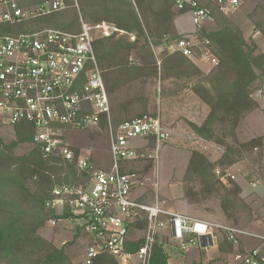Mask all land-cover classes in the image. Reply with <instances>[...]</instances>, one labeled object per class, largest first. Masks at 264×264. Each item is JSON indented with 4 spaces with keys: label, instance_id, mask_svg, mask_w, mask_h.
<instances>
[{
    "label": "built area",
    "instance_id": "obj_1",
    "mask_svg": "<svg viewBox=\"0 0 264 264\" xmlns=\"http://www.w3.org/2000/svg\"><path fill=\"white\" fill-rule=\"evenodd\" d=\"M216 2L227 15L239 5V0ZM67 7V0H43L32 5L29 0H0V125L13 131L18 123H31L33 131L26 143L39 146L46 156L76 159L79 169L89 174L85 184L55 187L46 202L50 210L58 213L68 210L70 216L65 220L76 222L87 236L82 264H91L105 253L115 256L120 264L134 260L137 264H151L156 243L186 256L184 261H174V255L167 252L169 264H264V233L170 211L160 203L150 205L133 197L132 189L144 185L148 178L137 172H122L123 161L148 159L156 163L161 145L181 141L195 144L198 150L209 152L211 158L221 148L180 123L167 124L158 115L144 114L113 126L94 41L98 36L123 33L122 29L106 20L89 23L81 18L79 32L55 27L14 34L2 30L6 24H23ZM173 8L176 12L187 10L197 30L211 19L210 10L197 0H174ZM169 48L170 52L179 51L213 67L219 63L212 42L199 31ZM89 64L93 67L88 68ZM81 75L87 80L79 89ZM252 97L264 104V85L255 88ZM103 117L110 133V170L95 168L90 154H77L66 135L77 130H98ZM137 137L146 140L144 146L130 145ZM151 137L156 139L154 148L147 146ZM216 173L222 179L233 177L227 167L218 166ZM252 185L264 187V179ZM143 220L147 225L141 230L142 244L132 252L128 245L139 240L133 234L140 230L133 224ZM59 221L51 219L48 223L55 227ZM245 237L255 240L256 245L242 248Z\"/></svg>",
    "mask_w": 264,
    "mask_h": 264
},
{
    "label": "trees",
    "instance_id": "obj_2",
    "mask_svg": "<svg viewBox=\"0 0 264 264\" xmlns=\"http://www.w3.org/2000/svg\"><path fill=\"white\" fill-rule=\"evenodd\" d=\"M43 0H29L35 4ZM210 8L213 26L202 29L215 49L218 65L206 73L194 59L179 51L166 52L159 61L155 48L167 39L183 38L175 28V19L185 14L174 10V0H67L68 7L62 11L31 19L23 24L2 27L5 33L55 27L79 32L80 18L89 23L103 20L115 24L123 33L98 36L94 41L97 66L101 71L105 88L111 99V119L114 126L122 121L142 116L143 111L127 118L137 95L122 101L116 94L124 87L136 83L157 80L170 81L164 96L177 95L184 88L193 91L209 107V113L200 124L184 119V126L209 142L219 146L221 153L215 160L210 154L191 149L189 163L183 178V196L190 204L218 201L226 219L238 225L242 212L251 211L242 198L243 188L232 177L222 179L216 168L231 167L241 161L259 164L264 155V135L246 142L237 137L241 118L258 107L252 97L255 84L264 82V52H257L253 38H245L241 24L221 10L214 0H197ZM242 5L253 0H240ZM77 3L78 8L75 5ZM264 2L257 3L247 17L264 37ZM133 37V38H132ZM134 56V58H133ZM93 67L92 64L88 68ZM81 75L79 89L86 82ZM102 118L100 127H106ZM1 129V126H0ZM33 126L29 122L14 126L15 138L5 141L0 132V264H82L76 263L66 251V244L57 247L40 234L51 219H66L68 210L58 213L46 206L52 191L57 186L80 185L89 181V174L79 169L77 160L66 161L46 156L39 146L19 154L18 148L30 141ZM156 139L151 137L149 148H154ZM78 154L79 150L75 149ZM121 164L122 172L127 171ZM151 162V160L149 161ZM149 166L147 167V169ZM146 169V170H147ZM139 201H143L140 198ZM146 220L134 223L133 227L144 229ZM142 239L128 245L134 252ZM222 244V242H221ZM168 253L162 244L153 248L151 264H169ZM91 264H120L108 253L94 258Z\"/></svg>",
    "mask_w": 264,
    "mask_h": 264
},
{
    "label": "rangeland",
    "instance_id": "obj_3",
    "mask_svg": "<svg viewBox=\"0 0 264 264\" xmlns=\"http://www.w3.org/2000/svg\"><path fill=\"white\" fill-rule=\"evenodd\" d=\"M214 1L217 4L216 0ZM258 2L263 3L264 0H253L244 5H242V2L239 0V5L231 11L229 16H232V18L241 25L246 22L244 25L246 26V36L255 40L258 46L257 52H264V37L255 29L253 23L247 17V13L253 7L257 6ZM74 6L78 8V5ZM208 9L210 8L208 7ZM260 16L264 19L263 13H261ZM175 25H177L178 28L176 26L175 28H177L176 30L178 31H189L192 28L196 29L195 32L180 33L182 37L194 34L197 31H199V34L202 36V29L204 27H212L213 20H208L207 23L197 30L191 14L187 12L176 17ZM176 41L167 39L162 45L155 48L159 61L166 52L171 51L169 45ZM199 61L201 63L197 64L206 73L211 72L215 68L207 61ZM173 87L175 86L170 81L161 83L157 80H151L122 88L116 94L122 101L126 102L137 95H141V98H143L137 102H133L132 108L129 110V116L122 120L133 118L136 112L143 111L145 108L144 114L158 115L167 124L180 123L184 126V119L199 124L202 123L206 116L205 110H209L208 105L188 88H184L177 95L165 97L164 94L168 93L169 88ZM110 103L112 106L111 99ZM0 126L1 135L5 141L9 142L15 138V133L10 127ZM254 126H256V129L259 131L260 125L257 123ZM66 135H68V138L74 145V149H78L79 152L84 155L90 154L92 164L95 168L106 170L112 168L113 158L110 152V133L107 127L93 131L77 130L67 132ZM145 143L146 140L144 138L137 137L131 140L130 145L133 147H142ZM32 147L30 143H24L18 148L17 152L22 154ZM195 147V144L185 141H181L175 145L167 143L161 145L157 154L158 162L156 163L153 161L149 162L150 160L148 159L129 161L125 165L127 171L134 170V172L143 174L144 177L147 176L148 178L144 185H138L132 189V195L139 200L143 198L142 202L146 204L152 205L160 203L170 211L188 214L196 218L217 223L230 224V221L226 219L218 201L211 200L202 204H190L184 199L183 178L189 163L191 149ZM206 153L209 154V152ZM220 153L221 151L212 158L210 155V158L215 160L219 157ZM241 162L246 165V168L240 173L252 189L248 194H245L243 189L242 198L245 203L250 206L251 211L242 212L239 224L236 226L247 229V226H249L251 222L258 220L261 224L260 226L264 228V187L260 185L254 187L252 185L255 180L264 179V155L260 165L252 164L248 161ZM148 166L149 168L147 169ZM240 183L248 187L247 183L242 181ZM141 230L142 229L137 230V232L133 234L134 238H142L143 231ZM133 232H135V230H133ZM40 234L47 240L53 242L57 247H62L66 244V251L72 257L73 261L76 263L82 262L88 241L87 236L82 234L76 222H69L65 219H61L55 227L47 223L46 226L40 230ZM166 251L174 255V261H184L186 258L185 255L180 254V252L174 248H167ZM193 257L194 256L191 258ZM191 258L189 257L188 260ZM131 264H137L136 260L132 261Z\"/></svg>",
    "mask_w": 264,
    "mask_h": 264
},
{
    "label": "crops",
    "instance_id": "obj_4",
    "mask_svg": "<svg viewBox=\"0 0 264 264\" xmlns=\"http://www.w3.org/2000/svg\"><path fill=\"white\" fill-rule=\"evenodd\" d=\"M245 23L241 25V28H242L244 37L248 39V37L246 36L247 35L246 26H244ZM175 26L177 27V25H175ZM195 30L196 29L192 28L189 31H183V30H179V31L177 30V31L179 33H185V32H195ZM194 61L198 64L201 63L198 59H194ZM263 85H264V82H258L255 84L254 88H258V87H261ZM257 103H258V107L255 110H253L251 113L246 115L245 117L241 118V120L238 123L237 137H238V140L240 142H246V141H249L255 137H259V136L264 135V104L262 102H257ZM208 113H209V110L208 111L205 110L206 116ZM206 116H205V118H206ZM257 123L260 125L259 131L256 129V126H254ZM245 168H246V165H244L242 162L237 163V164L229 167L230 171L233 173V178L242 186L245 194L246 193L248 194L250 191H252V189L249 186V183H247L246 180H244L242 174L240 173ZM241 181L247 183L248 187H245L242 183H240ZM260 225L261 224L258 222V220H255V221L251 222L249 226H247V229L252 231V232H256V233H264V228ZM255 245H256L255 240L245 237V238H243L241 247L242 248H252Z\"/></svg>",
    "mask_w": 264,
    "mask_h": 264
}]
</instances>
